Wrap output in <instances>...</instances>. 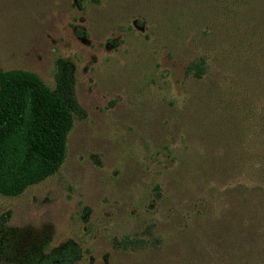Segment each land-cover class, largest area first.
I'll use <instances>...</instances> for the list:
<instances>
[{"label":"rangeland","instance_id":"1","mask_svg":"<svg viewBox=\"0 0 264 264\" xmlns=\"http://www.w3.org/2000/svg\"><path fill=\"white\" fill-rule=\"evenodd\" d=\"M58 59L85 116L56 173L0 194V264L67 243L74 264H264V0H0V71L52 89Z\"/></svg>","mask_w":264,"mask_h":264},{"label":"trees","instance_id":"2","mask_svg":"<svg viewBox=\"0 0 264 264\" xmlns=\"http://www.w3.org/2000/svg\"><path fill=\"white\" fill-rule=\"evenodd\" d=\"M196 77L205 72L203 63L189 66ZM54 87H46L34 74L0 71V194L13 197L57 172L66 154V140L73 119L85 116L74 88V66L58 59ZM8 222L0 215V236ZM150 227L145 234L150 236ZM157 246L155 239L123 240L117 248ZM81 257L78 246L67 243L47 255L28 248L20 264H74Z\"/></svg>","mask_w":264,"mask_h":264}]
</instances>
